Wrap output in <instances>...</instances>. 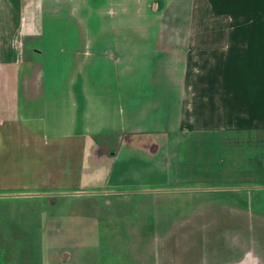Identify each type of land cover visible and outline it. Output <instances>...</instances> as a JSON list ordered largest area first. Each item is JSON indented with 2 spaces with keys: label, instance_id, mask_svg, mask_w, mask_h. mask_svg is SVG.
<instances>
[{
  "label": "crops",
  "instance_id": "crops-1",
  "mask_svg": "<svg viewBox=\"0 0 264 264\" xmlns=\"http://www.w3.org/2000/svg\"><path fill=\"white\" fill-rule=\"evenodd\" d=\"M134 1L127 29L128 0H86V31L59 35L65 55L46 80L44 15L66 4L0 0V200L11 213L158 181L164 157L185 167L195 149L207 156L195 165L210 169L200 181L264 192V0ZM29 242L0 237L3 264H29ZM47 242L39 264L81 263L71 241Z\"/></svg>",
  "mask_w": 264,
  "mask_h": 264
},
{
  "label": "rangeland",
  "instance_id": "rangeland-1",
  "mask_svg": "<svg viewBox=\"0 0 264 264\" xmlns=\"http://www.w3.org/2000/svg\"><path fill=\"white\" fill-rule=\"evenodd\" d=\"M60 1L66 5L44 15L45 48L39 59L46 80L54 74L52 61L65 55L55 50L59 35L84 33L87 28L86 0ZM137 7L128 0L127 29L134 25L131 20L138 16ZM142 15L156 28L155 14L144 7ZM87 51L84 40L80 57ZM72 74L63 69L64 79ZM203 150L209 157L217 151L213 142ZM188 153L183 154L190 164L185 167L178 168L173 157H164V163L168 159L171 164L164 171L161 166L158 181L117 185L113 193L60 196L55 207L46 203V213H11L8 202L0 200V237L30 241L29 264H39L45 254L40 244L48 243V238L71 241L75 246L64 248H73L80 264H264V192L218 191V181H200L197 174L199 169L210 170L195 165L207 161L204 152L195 149L193 157ZM176 158L183 161L181 156ZM185 173L195 174L186 181ZM198 187L215 188L184 190ZM4 255L5 246H0V264Z\"/></svg>",
  "mask_w": 264,
  "mask_h": 264
}]
</instances>
